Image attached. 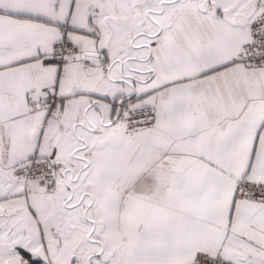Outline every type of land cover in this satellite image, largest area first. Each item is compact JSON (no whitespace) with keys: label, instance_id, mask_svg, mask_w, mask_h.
I'll list each match as a JSON object with an SVG mask.
<instances>
[{"label":"snow or ice","instance_id":"snow-or-ice-1","mask_svg":"<svg viewBox=\"0 0 264 264\" xmlns=\"http://www.w3.org/2000/svg\"><path fill=\"white\" fill-rule=\"evenodd\" d=\"M0 264H264V0H0Z\"/></svg>","mask_w":264,"mask_h":264}]
</instances>
